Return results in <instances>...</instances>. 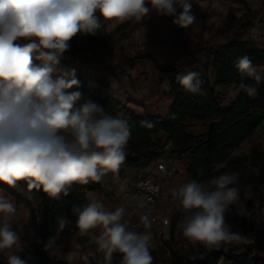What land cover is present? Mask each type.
I'll list each match as a JSON object with an SVG mask.
<instances>
[{
	"label": "clouds",
	"instance_id": "9594fccd",
	"mask_svg": "<svg viewBox=\"0 0 264 264\" xmlns=\"http://www.w3.org/2000/svg\"><path fill=\"white\" fill-rule=\"evenodd\" d=\"M193 0H0V183L17 188L25 182L29 189H42L58 198L68 195L74 183L101 182L108 173H118L126 158L131 130L128 122L112 117L102 106L82 98L75 70L57 74V65L70 49L77 34L95 35L104 21L124 23L157 16L173 17L172 24L189 29L197 25L192 14ZM179 10V11H178ZM20 41V42H18ZM38 61L39 63H34ZM234 67L242 78L256 84L264 81V69L258 70L248 56H240ZM178 83L191 94H203L202 80L196 71L177 76ZM249 96L256 88L241 83ZM118 98L120 82L109 87ZM237 94V93H234ZM237 176L221 174L206 182L191 180L173 191L185 216L179 227L192 242L220 246L250 242L233 233L225 223V212L236 206L247 218L235 185ZM82 234L98 226L103 231L96 239L104 261L122 254L120 264H152L150 253L152 221L141 215L145 231H136L123 220V207L108 210L96 199L82 208H73ZM17 209L11 199L0 193V254L8 264H27L18 254L23 245L13 230ZM59 229L69 222L58 217ZM54 241L45 245L53 249ZM63 257L68 264L76 249ZM81 259L87 264L88 257ZM104 261L98 264H104Z\"/></svg>",
	"mask_w": 264,
	"mask_h": 264
},
{
	"label": "trees",
	"instance_id": "16d2710c",
	"mask_svg": "<svg viewBox=\"0 0 264 264\" xmlns=\"http://www.w3.org/2000/svg\"><path fill=\"white\" fill-rule=\"evenodd\" d=\"M246 5L249 0H234ZM264 16V0L259 10L249 9L244 16V21L238 30H249L252 23L259 17ZM102 27L95 35L87 34L73 37L69 42L70 49L65 56L71 61L61 60L57 65V74L75 70V77L80 81L79 90L82 93L80 102L91 100L102 106L104 112L112 117L124 115L131 130L130 139L125 152L126 158L118 173L108 172L109 177L118 174L125 178V168L134 167L145 170L149 165L156 163L160 158L169 157L182 160L185 155H190V160L184 163L186 173L198 182L233 173L237 176L235 187L250 189L253 199L264 205V146H253L247 153L235 155L264 123V81L256 84L251 78L243 77L234 67V62L240 56H248L258 69H264V47L259 46L254 40L240 39L236 37L227 43L216 40L205 42L202 36H197V49L205 53L206 62L200 60L191 53L179 64L164 65L151 53L139 50L134 56L120 55L116 63H108L106 56L115 46V38L123 37L129 28L128 23L117 26L112 31L108 30L110 21H104L101 17ZM121 37V38H122ZM20 42V41H18ZM80 57L81 65L73 69L71 63ZM151 60L158 75L159 85L168 84L169 93L164 96L172 101L167 118L158 116H138L127 103L117 98L113 99L109 94L110 80L124 81L135 71L136 67L144 60ZM34 63H39L34 61ZM102 65L98 70L95 82H90V72L95 70V65ZM210 70L215 72L213 82ZM188 71H196L202 80V93H188L177 81V76ZM241 83L256 88V93L249 96L239 89ZM226 87L237 91L232 103L225 107V97L218 91L219 87ZM137 104L142 106V103ZM211 122L205 133L195 135L188 131L187 123ZM168 135L166 143H162L158 134ZM20 182H18V187ZM17 188H9L0 183V190L13 198L15 204H27L30 209V221L27 226L39 235L41 242L30 243L18 254L25 259L27 264H64L51 258L45 245L54 241L55 248L69 241L80 232L77 227V215L73 208L86 206L91 199L87 192H98L106 198L115 196L108 191L100 182H90L87 185L74 183L65 196L63 193L58 198H53L44 193L42 189H29L22 186L23 192ZM29 193H39L41 204L36 211ZM264 218V211L261 214ZM58 217H66L68 223L64 229H59ZM179 220L176 215L172 220L173 227ZM256 221H251L240 234L244 236L254 230ZM14 231L15 228H13ZM232 249L230 244L220 246H207L201 244L198 249L192 246L173 244L169 245V259L164 264H220L228 259L233 264H264V227L257 229V241L245 248V254L241 258L234 256L226 257L225 249ZM122 254L115 252L111 261L104 264H120ZM91 264H98L90 259ZM0 264H8L5 254H0ZM152 264H158L154 260Z\"/></svg>",
	"mask_w": 264,
	"mask_h": 264
},
{
	"label": "crops",
	"instance_id": "0c3cea01",
	"mask_svg": "<svg viewBox=\"0 0 264 264\" xmlns=\"http://www.w3.org/2000/svg\"><path fill=\"white\" fill-rule=\"evenodd\" d=\"M141 22H144V20H142ZM163 44L164 46H166V54H173L176 52L178 53L180 50L178 46L174 45L175 43L173 37L165 36L163 38L158 36V38L154 40V48L157 49L158 53L151 54L155 58H157L160 63V59L164 56V53L162 51ZM143 49L145 50L144 53H150V42ZM91 74H93V71L90 72V76ZM113 81L117 80H110L111 83ZM221 88L226 87L221 86L218 88V91L221 90ZM69 91L76 90L70 89ZM169 91L170 87L168 84L162 86L159 85L155 65L151 60L146 59L136 67L135 71L128 79L120 82V91L117 99L122 101L123 103H127L128 107L140 117L158 116L167 118L172 101L166 98L164 95L169 93ZM131 100L142 103V106H136L132 104L130 102ZM80 104L82 103L79 101L78 106ZM189 123H187L188 127ZM260 130L261 127L256 131L254 136H252L246 143L242 145L240 150H238L237 152L247 153L253 146L261 144V141L257 136ZM188 131L195 135L206 132L205 131L197 133L191 130L190 127ZM158 138H160L162 143H166L168 140V135L165 133H161L158 134ZM189 160V154L185 155L181 161L179 160L180 163L177 169V173L169 181V183L164 184L165 193L169 194L182 184L192 180V178L186 173V168L184 167V163L189 162ZM148 173H157L156 163L149 165L145 170L142 171L138 170L137 168L128 166L125 168L124 179H122V177L118 174L114 175L113 177H109L106 174L102 178L100 183L108 191L113 192L115 196L111 199H108L98 192H87V196L91 200L96 199L101 201L104 204L105 208L108 210H115L116 208L123 207L125 209L123 220H127L129 222V227L133 230H136L138 226L143 227V225L139 222V218L141 215L149 216L151 221L156 218L157 222L152 221L151 228L148 229L152 233V240L150 241V253L153 256V261L156 260L158 261V264H164V262L169 259L170 244L178 247H181L182 245L192 246L193 248L198 249L202 243L192 242L183 235L182 229L179 227V224L184 219L185 212L179 206L169 202H161L153 209L152 213H148L145 209L139 206L134 195L135 185L139 178ZM239 191L240 202L243 203V205L245 206V210L248 212V207H250L252 203L256 204V201L253 199L250 189H240ZM19 192H23L22 188ZM0 193L4 194L5 192L0 190ZM28 195L36 211H39L41 204V195L39 193H29ZM11 201L14 203L17 209V222L13 225V228H15L16 232L20 236V241L23 245V248L27 247L30 243L41 242L42 240L38 234L27 229L31 218L28 205L23 203L17 206L12 197ZM235 209L236 206L232 205L229 206V208L226 210L225 223L229 226L231 232L239 233ZM176 215H179V220L173 227L172 220ZM261 227L263 226L258 225V223L256 222V227L254 228V230L244 235L246 240L250 242L230 244L233 248L225 249L226 257L234 256L236 258H241L245 254V248L257 241V229ZM244 228L245 227H243V229ZM102 231V227L98 226L95 229L89 230L86 234H82L81 232H79L77 236L71 237L69 241L63 243L61 247H53V249H50L49 254L52 259L64 264H68V262L65 261L63 257L66 256L69 252L74 251L75 245H79V248L75 250L76 255L71 261V264H85V261L81 259L82 256L88 257L87 264H91L90 259L97 263L103 261L104 253L98 250V245L96 244V239ZM22 249H17L15 251L19 252ZM161 258L162 261H160ZM220 264L233 263L228 259H224L220 262Z\"/></svg>",
	"mask_w": 264,
	"mask_h": 264
},
{
	"label": "rangeland",
	"instance_id": "374dc122",
	"mask_svg": "<svg viewBox=\"0 0 264 264\" xmlns=\"http://www.w3.org/2000/svg\"><path fill=\"white\" fill-rule=\"evenodd\" d=\"M263 0H249L246 5L235 2L234 0H193L192 14L196 17L197 25L191 26L189 29H181L172 24L173 17L157 16L154 12L150 14V18L144 19V22L137 23L135 21H126L129 28L124 32L123 37L118 35L115 38V46L106 56L108 63H116L120 55V49H123V55L132 57L139 50H142L150 42V53H158L154 48V40L160 37H173L174 45L180 48L179 52L166 54V46L162 47L164 56L160 59L164 65L179 64L184 58H187L191 53L195 54L200 60L206 62L205 53L197 49V36H202L205 42L216 40L220 43H227L234 40L236 37L246 40H254L259 46L264 47V16H259L251 25L249 30H238L239 25L244 21V16L251 10H259ZM179 11V10H178ZM123 23L110 21L108 30L112 31L117 26ZM122 37V38H121ZM62 60L71 61L66 57ZM73 69H77L81 65L80 57L75 62L71 63ZM102 65L96 64L93 74L90 76V82L93 84L98 76V70ZM260 70V69H258ZM211 79L215 81V72L210 70ZM225 97V107H228L237 94L236 90L221 88L219 90ZM132 104H137V101L131 100ZM121 119H126L124 115ZM211 122L196 123L190 122L189 127L197 133L205 132ZM260 143L264 146V123L257 135ZM237 152L235 155H239ZM25 182L21 181L18 190L20 191ZM7 195L6 193H4ZM10 199L11 197L7 195ZM264 205L256 201V204H251L248 207L246 226L251 221H256L258 225L264 227V218L262 213ZM245 226V227H246ZM144 227L138 226L136 231H144ZM162 261V258L160 259Z\"/></svg>",
	"mask_w": 264,
	"mask_h": 264
},
{
	"label": "built area",
	"instance_id": "2783aa9c",
	"mask_svg": "<svg viewBox=\"0 0 264 264\" xmlns=\"http://www.w3.org/2000/svg\"><path fill=\"white\" fill-rule=\"evenodd\" d=\"M180 161L169 157L160 158L156 162L157 173H148L138 179L134 189L135 198L140 207L148 213H152L153 209L161 202H169L180 207L178 200L173 196V192L167 194L164 192V184L169 181L177 173ZM181 208V207H180ZM182 209V208H181ZM238 232L246 226L247 218L237 213ZM153 222H157L154 218Z\"/></svg>",
	"mask_w": 264,
	"mask_h": 264
}]
</instances>
